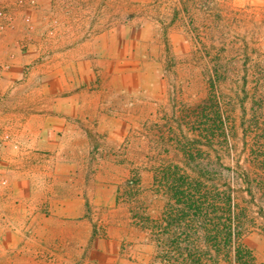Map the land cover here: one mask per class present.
I'll use <instances>...</instances> for the list:
<instances>
[{
  "label": "rangeland",
  "instance_id": "rangeland-1",
  "mask_svg": "<svg viewBox=\"0 0 264 264\" xmlns=\"http://www.w3.org/2000/svg\"><path fill=\"white\" fill-rule=\"evenodd\" d=\"M199 141L262 182L264 264V0H0V264H149L154 172Z\"/></svg>",
  "mask_w": 264,
  "mask_h": 264
},
{
  "label": "trees",
  "instance_id": "trees-1",
  "mask_svg": "<svg viewBox=\"0 0 264 264\" xmlns=\"http://www.w3.org/2000/svg\"><path fill=\"white\" fill-rule=\"evenodd\" d=\"M201 132L206 138L207 130ZM206 144H178L193 175L177 166L154 174V187L168 200L162 216L145 223L155 243L151 264H256L242 237L254 227L252 206H258L262 182L248 170L218 172L219 163L200 151Z\"/></svg>",
  "mask_w": 264,
  "mask_h": 264
},
{
  "label": "crops",
  "instance_id": "crops-1",
  "mask_svg": "<svg viewBox=\"0 0 264 264\" xmlns=\"http://www.w3.org/2000/svg\"><path fill=\"white\" fill-rule=\"evenodd\" d=\"M156 172V171H155ZM155 172H154V174H155ZM153 186H154V177H153ZM155 188V187H154ZM156 189V188H155ZM156 192L157 193H160V194H162L163 192L161 191V190H159V191H157V189H156ZM164 194V193H163ZM120 196H121V188H119L118 187V189H117V192H116V199H117V203H120V200H122V199H120ZM80 196H78V198H79ZM82 202H83V200H82ZM125 202V201H124ZM78 206H79V204H78ZM166 206V205H165ZM80 208H81V204H80ZM164 209H165V207H164ZM130 212H131V209H130ZM132 213V212H131ZM163 214V213H162ZM78 216H80V214H78ZM160 216H162V215H160ZM159 216V217H160ZM159 217H156V218H151V219H143L141 222H138L137 224H135V223H133L132 222V224L136 227V228H138L141 232H146L145 233V235H146V241H147V239L149 238L151 241H152V243L154 244V248H155V243H154V241H153V239H152V237H151V233H150V231L148 230V229H145L144 227H145V223H146V220H153V219H157V218H159ZM78 224H81V221L80 222H78ZM250 233H252V231L251 232H249V233H247V234H250ZM246 234V235H247ZM245 236V235H244ZM244 244V243H243ZM247 248H249L246 244H244ZM251 251H252V249L251 248H249ZM154 253H155V250H154V252L151 254V257H150V262H149V264H151L152 262H151V260H152V256L154 255ZM252 254H253V251H252ZM253 256H254V254H253ZM254 260H255V257H254ZM255 263H256V261H255Z\"/></svg>",
  "mask_w": 264,
  "mask_h": 264
},
{
  "label": "bare ground",
  "instance_id": "bare-ground-1",
  "mask_svg": "<svg viewBox=\"0 0 264 264\" xmlns=\"http://www.w3.org/2000/svg\"><path fill=\"white\" fill-rule=\"evenodd\" d=\"M59 14V13H58ZM63 14V13H62ZM52 15V14H51ZM55 15V14H54ZM50 16V15H49ZM60 16V15H59ZM72 17V16H71ZM67 18V17H66ZM68 19V18H67ZM69 20V19H68ZM72 20V19H71ZM60 21V20H59ZM67 21V20H66ZM67 23H68V21H67ZM74 23V22H73ZM72 24V23H71ZM70 25V24H69ZM75 25V24H74ZM73 26V25H72ZM78 26V25H77ZM79 27V26H78ZM72 30V29H71ZM69 33H70V31H69ZM107 34V33H106ZM68 35V34H67ZM110 35V34H109ZM98 36V35H97ZM66 37V36H65ZM96 38V37H95ZM104 38V37H103ZM63 40H64V38H63ZM100 41H102V40H100ZM64 42V41H63ZM62 42V43H63ZM96 42V41H95ZM99 42V41H98ZM78 44V43H77ZM81 44H83V43H81ZM90 44V43H89ZM101 44V43H100ZM94 45V44H93ZM102 45H105V44H102ZM87 46V45H86ZM59 47H60V45H59ZM65 47V46H64ZM93 47V46H92ZM98 47V46H97ZM100 47V46H99ZM63 48V47H62ZM66 48V47H65ZM74 48V47H73ZM81 48V47H80ZM94 48V47H93ZM96 48V47H95ZM51 49V48H50ZM53 49V48H52ZM60 49V48H59ZM75 49H77V48H75ZM87 49V48H86ZM102 49V48H101ZM78 50H79V48H78ZM89 50V49H88ZM87 50V51H88ZM75 51V50H74ZM73 51V52H74ZM91 51V50H90ZM99 51V50H98ZM61 53V52H60ZM65 53V52H64ZM74 53H76V52H74ZM78 53V52H77ZM70 54V53H69ZM77 55H79V54H77ZM62 56V55H61ZM72 56V55H71ZM81 56V55H80ZM58 56H56V58H57ZM63 57H65V56H63ZM73 57V56H72ZM82 57V56H81ZM60 58V57H59ZM62 58V57H61ZM60 58V59H61ZM74 59V58H73ZM72 59V60H73ZM78 59V58H77ZM52 60H54V59H52ZM56 60V59H55ZM59 60V59H58ZM62 60V59H61ZM76 60V59H75ZM51 61V60H50ZM65 61L67 62V61H70V60H66V58H65ZM46 64V63H45ZM61 64V63H60ZM66 64V63H65ZM71 66V65H70ZM76 67V66H75ZM67 68V67H66ZM72 69V68H71ZM75 69V68H74ZM70 71H68V73H69ZM87 97V96H86ZM90 98V97H89ZM80 99V98H79ZM88 100V99H87ZM94 100H95V98H94ZM97 101V100H96ZM84 102V101H83ZM35 107V106H34ZM29 110V109H28ZM66 137V136H65ZM64 139V138H63ZM62 139V140H63ZM66 140V139H65ZM63 145V144H62ZM78 148V147H77ZM64 165H66V164H64ZM31 166V165H30ZM68 166V165H67ZM71 167V166H70ZM69 167V168H70ZM66 170V169H65ZM29 173V172H28ZM46 174V173H45ZM47 175V174H46ZM72 189V188H71ZM37 190V189H36ZM74 192V191H73ZM29 194V193H28ZM42 224H46L45 222H41ZM42 230H43V228L41 229V228H38V233H41L42 232Z\"/></svg>",
  "mask_w": 264,
  "mask_h": 264
}]
</instances>
